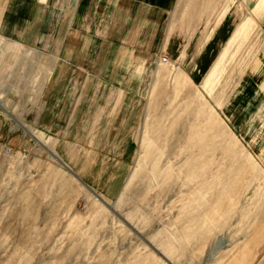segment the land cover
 Here are the masks:
<instances>
[{
	"label": "rangeland",
	"instance_id": "obj_1",
	"mask_svg": "<svg viewBox=\"0 0 264 264\" xmlns=\"http://www.w3.org/2000/svg\"><path fill=\"white\" fill-rule=\"evenodd\" d=\"M76 1L4 37L0 264H264V0L212 31L214 0H175L142 71L123 32L69 30Z\"/></svg>",
	"mask_w": 264,
	"mask_h": 264
},
{
	"label": "crops",
	"instance_id": "obj_2",
	"mask_svg": "<svg viewBox=\"0 0 264 264\" xmlns=\"http://www.w3.org/2000/svg\"><path fill=\"white\" fill-rule=\"evenodd\" d=\"M47 1L0 0V34L6 38L25 42L23 40L31 38L32 31H37V39H40L41 32L47 30L49 24L46 17L48 15L46 11ZM174 3L175 0H77L74 8L72 5L70 8L69 30L88 32L86 34L110 31L123 32V43L126 47L131 48V50H128L127 55H132V57H128V60H124L125 63L131 64L134 69L147 70L149 63L154 58L153 54H155L156 48L164 45L163 42L159 43L157 33L153 34L152 32L163 29L162 23L165 21L166 16L171 13L168 12V9L174 7ZM222 4V0H214V4L209 8L196 12L192 11L196 16L195 18H197L196 23L198 25L192 29L199 30L203 28L205 31L218 29L222 15L228 13L227 10H223ZM192 13L189 12V15ZM219 19L220 23H217ZM61 23L60 18L59 25ZM174 25V21H172L171 26L168 29L164 27L163 30L174 31ZM66 41L63 42L65 46L67 45ZM70 42L69 48L72 45L71 40ZM220 56L216 61L219 60ZM86 58L81 61L75 56L61 55L60 59L65 64L61 65L60 68L62 66L82 67L84 65L88 70L90 60ZM183 61L190 62L189 59ZM262 64L264 66V60ZM57 66H55V70H57ZM258 70L261 71V69ZM134 77L136 78V76ZM257 78L261 79L260 82L263 85L264 75L262 74ZM256 93L264 94V91ZM40 118L41 115H39L38 120Z\"/></svg>",
	"mask_w": 264,
	"mask_h": 264
},
{
	"label": "built area",
	"instance_id": "obj_3",
	"mask_svg": "<svg viewBox=\"0 0 264 264\" xmlns=\"http://www.w3.org/2000/svg\"><path fill=\"white\" fill-rule=\"evenodd\" d=\"M5 46H8V42H7L6 38L2 37V35L0 34V55L2 54V52H3L2 49ZM160 63L164 64V65H169V64H171V60L168 57L164 56V57L160 58Z\"/></svg>",
	"mask_w": 264,
	"mask_h": 264
},
{
	"label": "bare ground",
	"instance_id": "obj_4",
	"mask_svg": "<svg viewBox=\"0 0 264 264\" xmlns=\"http://www.w3.org/2000/svg\"><path fill=\"white\" fill-rule=\"evenodd\" d=\"M218 66V65H217Z\"/></svg>",
	"mask_w": 264,
	"mask_h": 264
}]
</instances>
